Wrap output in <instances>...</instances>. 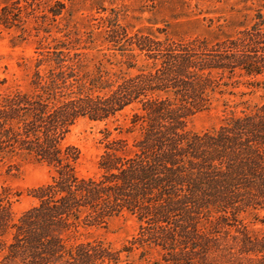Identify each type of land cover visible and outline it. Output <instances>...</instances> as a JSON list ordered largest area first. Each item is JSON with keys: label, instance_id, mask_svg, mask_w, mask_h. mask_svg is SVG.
Here are the masks:
<instances>
[{"label": "trees", "instance_id": "1", "mask_svg": "<svg viewBox=\"0 0 264 264\" xmlns=\"http://www.w3.org/2000/svg\"><path fill=\"white\" fill-rule=\"evenodd\" d=\"M103 35L107 48L98 51L117 70L103 60L89 69L98 47L91 35L88 44L67 37L39 53L28 90L0 97V170L13 173L27 158L52 170L28 190L36 204L21 213L14 204L22 192L0 186V264H264V230L243 222L264 209V100L251 104L234 90L240 77L264 73V26L180 38L114 21ZM227 94L235 98L222 99V124L188 129ZM127 109L132 142L108 138L99 173L81 175V152L66 143L73 125ZM125 214L138 229L120 249L78 237L84 226ZM44 218L61 220L64 237L37 231L48 226ZM27 251L32 259L22 258Z\"/></svg>", "mask_w": 264, "mask_h": 264}, {"label": "rangeland", "instance_id": "2", "mask_svg": "<svg viewBox=\"0 0 264 264\" xmlns=\"http://www.w3.org/2000/svg\"><path fill=\"white\" fill-rule=\"evenodd\" d=\"M118 21L129 31L152 32L160 37L191 38L205 36L211 39L234 35L244 28L264 26V0H0V97L16 89L28 90L39 53L55 46L58 40L67 37H81L83 43L97 45L89 51V69L104 61L107 68L118 67L105 62L98 48L107 45L103 31ZM110 55L113 50L107 51ZM234 88L247 92L251 104L264 100V73L239 78ZM253 84V85H252ZM234 99L225 95L204 110L193 115L188 129L202 132L217 128L225 121L229 110L222 99ZM241 107H239L240 109ZM127 109L109 121H94L80 118L71 128L66 143L77 146L81 152L78 171L81 175L94 176L99 173L98 160L104 151L108 138L126 137L132 142V135L126 133L131 117ZM19 170L9 173L0 170V186L8 185L14 191L22 192L14 204V210L21 213L35 206L36 200L28 190L50 180L51 168L32 158L19 161ZM38 213L39 210H34ZM264 209L243 215V222L255 233L264 230ZM37 231L56 239L64 237V224L58 218H44ZM138 221L130 215H118L104 222L81 228L82 240H103L115 249H120L137 232ZM138 257V251L132 253ZM24 259H32L27 251Z\"/></svg>", "mask_w": 264, "mask_h": 264}]
</instances>
